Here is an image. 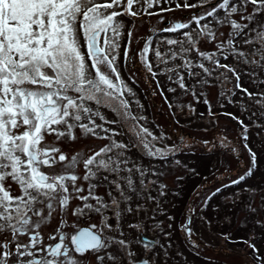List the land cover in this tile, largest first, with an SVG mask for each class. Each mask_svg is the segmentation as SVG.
Here are the masks:
<instances>
[{
    "label": "rangeland",
    "instance_id": "1",
    "mask_svg": "<svg viewBox=\"0 0 264 264\" xmlns=\"http://www.w3.org/2000/svg\"><path fill=\"white\" fill-rule=\"evenodd\" d=\"M97 2L104 3L105 0ZM177 2L183 4L185 0H173L170 4L161 0L159 5L147 9V12L159 15L145 14L142 4L134 5L132 10L139 11V15L124 14L117 18L123 22V28L115 63L121 80L130 91L125 90L122 96L117 93V99L111 104L107 101L99 105L95 101L85 102V106L93 112L99 111L104 117V120L93 118L97 124L112 130L104 133L97 129L100 135H107L110 139L85 135L76 128L74 141L67 136L57 141L52 134L45 135L44 143H56L69 157L77 153L91 155V150H98L113 141L128 146L113 152H123L129 163L122 167L133 168L135 165L144 172L143 176L133 168L131 174L127 171L118 175L101 171L95 180L77 181L85 189L81 195H87L88 184L95 183L94 195L111 204L113 198L121 199L113 181L118 180V176L131 175L135 191H129L125 182L119 181L125 195L131 197L121 203L119 217L110 209H104L102 213L85 210L105 216L102 220L107 217L114 235H117L116 226H119V239L126 241V250L132 253L126 255L125 248L119 246V264H134L137 260L149 264H264V96L260 95L264 94V59L256 51L258 48L264 51V47L255 42V33L249 31L264 30V12L256 15L249 29H245L247 35L242 34L236 40V47L247 54V61L257 62H246L227 51L221 54L216 50V42L208 43L203 38L197 45L201 51L210 55L215 53L214 60L235 69L240 76L241 88L256 94L250 98L235 87L237 80L232 72L215 67L212 61L199 57L196 51L181 52V49L191 47L182 35L184 31H192L193 39L198 38L194 23L189 29L177 32L159 30L173 22L190 20L218 0L196 8H176ZM187 3L200 4L201 0H187ZM161 8L173 10L161 12ZM122 10L121 6L108 12ZM252 10L253 6L249 4L248 12ZM219 15L223 16L224 12ZM233 18L240 20L239 15ZM213 27L224 33L221 39H226L231 31L228 25L217 27L214 24ZM130 31L131 37L128 36ZM79 35L83 45V33ZM111 35V32L107 33V37ZM107 37L100 33L98 45L106 47L104 40ZM246 39L254 42L245 44ZM167 40L183 43L169 45ZM146 42L151 44L147 61L157 74L155 78L142 62L141 52ZM125 48L129 51L128 59L124 57ZM157 50L168 56L173 51L179 55L164 64L157 59ZM224 55L228 58L224 59ZM186 59L191 61V69L184 66ZM200 63L212 70L211 75L198 67ZM168 68L175 71L169 72ZM190 71L196 75H189ZM177 73L184 77L187 90L179 87ZM69 94L77 95L74 92ZM120 100L127 102V116L113 111ZM258 100L261 102L257 103ZM239 121L248 128L246 142L242 139L245 132ZM81 122L87 123V118ZM54 127L64 129L63 125ZM141 129H147L151 136ZM113 131L119 134L113 135ZM141 136L154 149L161 150L163 156L149 155L141 144ZM245 143L256 154V166L244 181L232 184V180L252 167ZM55 167L61 168V164ZM76 172L83 175L82 164L77 166ZM104 176L108 179L105 180ZM7 183L16 193L18 186L10 180ZM75 202L77 206L96 204L91 198L88 201L74 198L70 204ZM129 206L131 212L126 210ZM57 208L56 211L60 212L58 205ZM185 229H190L191 233Z\"/></svg>",
    "mask_w": 264,
    "mask_h": 264
},
{
    "label": "snow or ice",
    "instance_id": "2",
    "mask_svg": "<svg viewBox=\"0 0 264 264\" xmlns=\"http://www.w3.org/2000/svg\"><path fill=\"white\" fill-rule=\"evenodd\" d=\"M172 2L173 0H163L167 4ZM160 3L161 0H105L104 3H98L97 0H0V264H81V260L75 258L73 253L88 259L86 253L101 251L104 254L96 255V261L103 262L107 258L113 264H118L117 257L107 250L113 245H119L126 250V241L106 239L102 229H97L96 225L77 229L75 224L70 225L67 219L61 217L55 233H48L46 236L42 234V225L48 223L57 205L64 216L69 211L72 216L79 217L85 210L102 213V210L110 209L114 216L119 217L121 203L131 199L125 195L119 181L123 180L129 191H135L131 175L118 176V180L113 181L121 199L113 198L111 204L104 203L100 197L94 195L97 187L95 183H89L88 194L81 195L85 189L77 181L95 180L101 171L116 175L127 171L131 174L135 168L141 176L144 172L135 165L133 168L122 167L129 161L123 152L114 153L113 150L126 149L128 146L115 141L99 147L98 150H91V155L82 156L77 153L69 157L56 143H44V139L45 135L55 134L57 141L65 136L74 141L77 138L74 131L76 128L85 135L110 139L107 135H100V132L108 133L112 130L104 128L103 124H97L93 118L104 120V117L99 111L93 112L90 107L85 106V102L95 101L99 105L107 101L111 104L117 99V93L122 96L125 90L130 91L121 80L115 63V53L120 47L119 38L123 28V22L117 18L124 14L133 17L139 15V11L132 9L134 5L141 4L145 14L159 15L147 12V9ZM204 3H211V0H201L200 4H188L185 0L183 4L177 2L175 6L196 8L202 7ZM249 4L253 6L250 13ZM121 6L122 11L108 12L109 9ZM172 10L160 9L161 12ZM221 11L224 12L223 16L219 15ZM261 12H264V0H218L214 6L192 16L190 20L159 30L177 32L189 29L194 23L198 38L193 39L192 31H184L182 35L191 47L181 49V52L196 51L199 57L212 61L215 67L232 72L237 80L235 87L251 98L256 94L241 88L240 76L235 69L214 60L215 53L210 55L201 51L197 45L199 39L203 38L208 43L216 42V50L221 54L227 51L246 62H257L247 61V54L236 47V40L242 34L247 35L245 29H249V24ZM235 15L240 16L239 21L233 18ZM214 24L217 27L230 26L231 31L226 39H221L224 33L215 30ZM249 31L255 33V42L264 47V30ZM109 32L112 35L107 37ZM80 33L84 36L83 45L80 42ZM100 33H105L107 37L104 40L106 47L98 45L97 37ZM128 36H132L131 31ZM253 42V39L244 41L245 44ZM166 43L176 45L183 41L167 40ZM150 48L151 44L146 42L141 56L142 62L155 78L157 74L152 71L151 62L147 61ZM256 51L264 59V51L260 48ZM155 55L161 63L167 64L169 59H176L179 53L173 51L168 56L157 50ZM124 57L129 58L127 48ZM227 58L224 55V59ZM184 66L188 69L193 67L187 59ZM198 67L211 75L212 70L205 64L200 63ZM167 71L174 72L175 69L168 68ZM177 75L180 80L179 87L187 90L183 83L184 77L179 73ZM189 75L195 76L196 73L190 71ZM70 92L77 95H70ZM205 103L208 101L205 100ZM113 111L127 116V102L120 100ZM84 118H87V123L81 122ZM233 118L239 120L238 117ZM239 122L245 132L242 139L246 142L248 128L243 121ZM58 125H63L64 129L54 127ZM141 131L151 136L147 129ZM118 134L113 131V135ZM140 139L149 155L163 156L161 150L154 149L142 136ZM244 148L251 156L252 167L232 180V184L244 181L256 166V154L247 143ZM58 163L61 168L55 167ZM80 164L84 169L82 176L76 172ZM103 178L108 179L107 176ZM9 180L19 187L20 195H12L11 184L7 183ZM140 183L143 185L144 181L141 179ZM40 196L47 201L46 213L43 209L33 208L36 203H44L39 200ZM73 196L80 201L91 198L96 204L83 203L82 206L72 208L70 200ZM126 210L131 212L132 208L129 206ZM56 214L60 215L59 212ZM103 227L111 229L112 225L105 223ZM185 230L191 233L190 229ZM69 245L72 246L71 249ZM126 255L131 256L132 253L126 250ZM143 264L148 262L144 261Z\"/></svg>",
    "mask_w": 264,
    "mask_h": 264
},
{
    "label": "flooded vegetation",
    "instance_id": "3",
    "mask_svg": "<svg viewBox=\"0 0 264 264\" xmlns=\"http://www.w3.org/2000/svg\"><path fill=\"white\" fill-rule=\"evenodd\" d=\"M12 195H20V189L18 187L17 192L15 193L12 189H11ZM74 199V197L72 198ZM39 200L44 201V203H36L35 205H33L34 210H41L43 209L44 212H47V208L45 207L47 201L44 200L43 196L39 197ZM71 201V200H70ZM72 208L77 207V202L71 204ZM82 206V205H79ZM58 208H56L57 210ZM25 211H27V209H23ZM59 211H55L53 216L51 218H49V221L47 224L42 225L43 228V235H47L48 233H55V229L58 226L59 223V219L61 217L65 218L68 220V224H75L77 229H84V228H90L92 225H96L97 229H102L103 232V236L106 239H119V226L117 225V230L116 233L117 235H114V233L112 232V228L108 229V228H104L103 225L105 223L108 222L107 217L105 219H101L102 217H105L103 215H99L97 216L95 214V212L91 213V212H85L83 215L76 217V216H72L71 213H68L67 216H64L63 212H59L60 215H57L56 213ZM70 212V211H69ZM29 215H31V213H29ZM33 219H37L36 217H33ZM113 227V226H112ZM62 231H67V229H62ZM93 231H96V229H93ZM50 243V242H49ZM70 249L72 248L71 245H69ZM107 251L112 252L116 257H117V261L119 264V245H113L110 249H108ZM104 252L101 251L99 253H86L85 255L88 256V259H83L82 257L79 256V254L77 253H73L74 257L77 259L81 260V264H113L112 261H109L107 258H105V260L103 262H98L95 259L96 255H103ZM139 261H144V260H139ZM138 260L134 263L136 264L137 262H139ZM149 264V263H148Z\"/></svg>",
    "mask_w": 264,
    "mask_h": 264
},
{
    "label": "water",
    "instance_id": "4",
    "mask_svg": "<svg viewBox=\"0 0 264 264\" xmlns=\"http://www.w3.org/2000/svg\"><path fill=\"white\" fill-rule=\"evenodd\" d=\"M174 23H177V22H173V24H174ZM143 262H144V261H139V262H137L136 264H143Z\"/></svg>",
    "mask_w": 264,
    "mask_h": 264
},
{
    "label": "trees",
    "instance_id": "5",
    "mask_svg": "<svg viewBox=\"0 0 264 264\" xmlns=\"http://www.w3.org/2000/svg\"><path fill=\"white\" fill-rule=\"evenodd\" d=\"M164 22H168V20H165Z\"/></svg>",
    "mask_w": 264,
    "mask_h": 264
}]
</instances>
